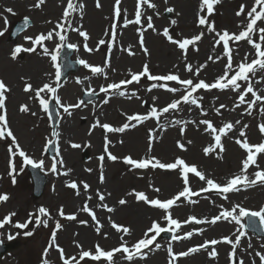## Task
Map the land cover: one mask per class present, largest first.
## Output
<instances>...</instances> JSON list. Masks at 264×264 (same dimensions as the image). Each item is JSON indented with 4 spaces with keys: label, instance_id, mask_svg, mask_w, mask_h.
Masks as SVG:
<instances>
[{
    "label": "rangeland",
    "instance_id": "obj_1",
    "mask_svg": "<svg viewBox=\"0 0 264 264\" xmlns=\"http://www.w3.org/2000/svg\"><path fill=\"white\" fill-rule=\"evenodd\" d=\"M37 0H0V30L4 32L0 35V79L4 80L10 88V92L6 93V111L9 126L13 133L16 135L18 142L22 148L33 158L39 160L44 159L48 163L45 169H48L49 162H52V157L47 156L45 144L48 139H53L51 135L55 129L60 133L58 146L60 147V155L64 160V166L58 165L60 173L67 169H72V172L65 176L57 174L48 177V182L45 184L42 196L32 199L31 180L29 179L28 170L24 169L22 173L16 176V183L13 184L9 172V152L8 146L11 144V139H0V194H8L9 199L7 202L0 203V219H3L11 212L16 215L12 217V222L0 228V240L5 242L9 234L18 236L20 240L18 243L20 247L5 254L0 258V264H42L43 253L48 247L51 240V233L54 230L55 220H59L62 228L57 231L56 242L64 249L65 256H76L80 249L76 247L74 241L79 242L84 250H93L95 244L99 243L105 250H110L119 246L121 243L120 236L123 233H117L112 229L108 217L112 221L123 226L130 227L131 235L125 236L129 244L134 243L143 237V233L149 228L152 222L158 221L161 226H166V222L162 220L165 215L163 210L146 205L143 202H137L133 197L126 196V193L132 189L137 191H145L150 198H159L161 200L169 199L173 195L182 190L183 184L179 174L175 171H167L160 169L148 170H131L128 165L123 162V157L131 155L133 158H142L146 154L155 155L162 162H172L176 156L184 158L189 163H196L199 168L207 175L217 179L218 182L223 183L227 178L237 174L241 168V161L246 157V152L235 143V139L239 137V128L237 126L226 136L222 137V142L226 151L222 153L223 159H218L216 156H205L203 148L214 143L212 136L203 131V126L197 128L196 125L188 124L186 132L183 137L180 134V125H173L172 122L179 119L182 121L210 119L214 125L219 127L224 122L236 120L241 121V125L248 124L249 127L245 130V134L252 144H257L264 141V134H261L258 129L260 123H264V112L260 111L259 105L255 106L252 110V115L244 114L246 105H241L235 108L237 102V94L232 90L226 91H211L207 93L200 90L196 95L203 97L201 101L202 108L207 112L204 116L196 106L181 105V110L163 114L159 121L149 119L142 125H137L136 128L128 129L124 133H106L102 132L99 126L92 128V125L97 119L101 123H110L114 127L122 126L127 122V115L136 113L145 114L147 110L153 105L157 107L165 106L172 99L179 98L183 94V89L180 93H169L165 89L156 88L151 92L148 88L151 82L146 78H142L139 84L133 83L128 85L125 96L111 95L106 97L104 93L99 92L101 86H106L108 83L119 82L121 79H130L129 72H139L145 63L149 64L152 74H167L169 72L178 71L182 79L195 77L185 69V63H191L193 69L200 65L206 64L199 74V79H204L210 82L221 75L224 71L227 62L223 53L222 46L215 45V33H209L206 26L198 24V12L200 0H151L156 4V8H148L147 5H142L141 25H129L123 27V15L116 22L117 27V40L115 46L111 51L106 45H101L98 50L88 52L84 49V40L78 32L69 36V43H76L79 47L73 50L72 58L77 59L83 57L89 63L103 66L106 59L110 61V67L105 69L107 78L103 75H93L92 73H85L83 68L78 71L70 72L69 75L63 80H60L61 87L58 89V94L61 97L62 103L75 104L82 100L83 92L91 88L95 91L94 98L84 101L78 109L72 110V115L68 116L59 110L60 115L57 116L56 127L50 124L49 115L45 113L39 105L38 100L33 97V93L25 92L24 87L26 83H31L34 88L41 87L44 83H52L55 86L54 73L55 68L50 56L42 54V49L37 47L35 52H21L17 54L15 59L12 58L11 53L17 45L23 48H31L33 44L31 41L26 40L25 37L35 38L40 33H47L55 27L63 14L64 8L67 5V0H45V3L39 7H34ZM84 4L83 16L79 12L72 15L73 26L81 27V30H86L89 33L87 41L90 48L95 49L100 39H105L106 42L111 43L110 37L105 35L107 29H110L114 19V0H100L101 7L97 8V0H79ZM197 2L196 15L192 17L186 16L187 7L190 4ZM137 0H122L121 8L127 10V18L134 19ZM241 4L246 6V10H250L254 4V0H222L221 3L214 6V13L210 17V21L214 22L217 31L228 30L230 33H239L242 26L247 23L245 15L237 16L236 12L239 10ZM172 7L173 13L165 11L166 8ZM7 8H12L14 14L6 11ZM159 13L157 15L156 13ZM151 16L153 22V29H148L146 24V17ZM186 16V17H185ZM5 17L8 23L5 24ZM29 19L28 28L23 31L17 38H10L9 31L14 21ZM172 19L177 20L176 25H171ZM259 27H264V23H259ZM167 27L170 35L173 38H190L195 34L204 32L201 41L197 42L196 46H190L187 52V60L182 50L176 45L172 44L166 37L163 36V29ZM138 28H142L145 46L149 49L150 55H145L139 46L140 32ZM70 31V30H69ZM68 31V33H69ZM126 32H130L132 36ZM258 40V34L254 36ZM45 45L50 51L55 49V44L58 43V38L53 41H45ZM131 45L130 54L127 51ZM230 47L233 49V63H239L248 54L249 62L255 58V50L246 41L232 43ZM196 48L199 50L197 51ZM81 56V57H80ZM209 56L213 57L209 61ZM216 56H220V60H215ZM216 61L222 63L223 67L217 70L218 74L208 77L209 70ZM59 62V61H58ZM221 63L219 65H221ZM174 66H176L174 68ZM114 69V71H113ZM259 73L253 78V84L256 87V80L259 79ZM88 77V79H85ZM77 78L82 82L77 83ZM242 85L247 86L245 82ZM263 83V81L261 82ZM170 86H177L171 83ZM135 91L136 97H131V93ZM46 98L50 94H42ZM226 95L228 97H226ZM92 96V95H91ZM158 97V100L153 101L152 97ZM138 97V98H137ZM108 103H103L105 99ZM250 99V97H246ZM57 106L54 100L50 99V103ZM28 105L30 108L29 113H22L19 109L21 105ZM220 104L227 105V109H221L222 115H217L214 109ZM35 112L36 115H31ZM158 125H167L166 128H160ZM154 129L156 139L153 141L152 152L148 153V136L149 130ZM193 132L204 134L205 138L198 140L192 137ZM95 134V135H94ZM111 143L108 145V151L116 155L119 159L111 161L107 158L105 152V136ZM98 136V139L96 138ZM192 140L193 144L188 146L187 151H181L176 144L177 140L186 142ZM120 141H123L121 143ZM72 143L79 144V148L71 147ZM89 158L83 160V148ZM71 152L69 155L68 152ZM235 152L233 158L229 156ZM105 156L103 161V175L104 182H100L101 174V161L99 157ZM70 156V157H68ZM193 156V161L191 160ZM197 157L208 158L220 162L218 167H211L208 164L203 165L197 161ZM229 157V158H228ZM229 159V160H228ZM18 161L16 157L15 162ZM74 163V164H73ZM73 164V165H72ZM258 164H264V154L258 156ZM77 165V167L75 166ZM203 167V168H202ZM17 171L21 168L19 163L16 164ZM87 169H92L88 172ZM46 171V170H45ZM44 173V172H43ZM177 179L176 187H171L170 179ZM69 180L87 182L90 185L88 193H84L82 186L80 187L81 195H75V190L67 186ZM104 185L98 188L97 186ZM152 185V187H150ZM198 185L199 187H196ZM190 186L193 191L204 187V183L199 181L196 177H190ZM153 187H159L161 191L156 193ZM54 189V190H53ZM96 190L106 195L104 203L110 207L115 208L113 213H108L105 209L96 208L99 203L98 197L95 195ZM171 190V191H170ZM243 193L238 192L237 196L232 199L231 193L228 195V201L225 202L215 192L202 193L198 197H192L197 203H189L184 198L177 202L176 206L170 209L173 218L181 221L186 220L189 216H196L202 218L204 213L215 216L218 214L217 210L219 205L223 204L226 208L230 207L238 201L243 206L251 209H258L264 205V188H260V194L255 196V188L252 187L248 190H242ZM111 193L110 196L107 194ZM91 195L92 200L88 201L91 208L100 209L98 219L101 221L103 228L98 234L95 231L96 225L87 219V216L78 212L87 196ZM251 202H246L247 198ZM125 198L128 203L124 206L118 204L119 199ZM246 200V201H245ZM97 201V204L94 203ZM215 201V203H212ZM211 211L202 210L203 206H215ZM40 206L46 207L53 219L49 221L48 227L40 226L35 227V224H29L27 229H19L15 226L16 222L24 223L29 217L30 213H38ZM63 206L65 214L77 213L76 221H68L58 215L59 208ZM136 210V208H140ZM101 209L104 211L102 214ZM156 210L157 212L152 216V219L147 218L148 211ZM145 212L144 222L139 221L141 214ZM154 212V211H152ZM159 212V213H158ZM207 212V213H206ZM217 212V213H216ZM211 216V217H212ZM210 219V218H209ZM80 220L88 221L87 225L79 223ZM225 226L219 227L218 224ZM197 227H204L205 231L202 234H194L189 239H182L180 241L171 240L172 234L168 237L161 238V235L154 243H160L161 248L158 250L150 251L146 259H137L131 264H168L169 256L167 253V246L171 243L174 252L186 251L189 247L199 245L206 239H219L222 236H231L236 229V225L226 221L217 222L216 225H196L189 223L182 225V229L178 230L177 234L193 230ZM33 229H35L33 231ZM87 230L86 232H83ZM108 231H107V230ZM110 230V231H109ZM25 231H33V235L25 236ZM113 231V232H111ZM107 233V237L104 236ZM248 236L242 238L241 246L238 248V255L243 258L244 264H260L259 258L255 256L256 251L264 253V234H256L255 232H248ZM234 238V237H233ZM249 242L252 245L248 249ZM212 246H209L208 251ZM218 252L217 257L211 258L208 251L201 250L198 253L192 254L188 257H182L177 260V264H230L229 252L231 246L226 243H221L215 246ZM50 264H63L60 259V254L55 247L49 249L47 256ZM116 264H130L122 258L121 254H116L114 257ZM81 264H106V262H92L82 261Z\"/></svg>",
    "mask_w": 264,
    "mask_h": 264
},
{
    "label": "snow or ice",
    "instance_id": "obj_2",
    "mask_svg": "<svg viewBox=\"0 0 264 264\" xmlns=\"http://www.w3.org/2000/svg\"><path fill=\"white\" fill-rule=\"evenodd\" d=\"M222 0H200L199 12H198V24L200 26H206L207 31L209 33H215V45L222 46L224 56L226 57V64L224 67V71L221 75L217 76L214 81L206 82L204 79H199V74L203 68L207 65H200L193 69L191 63H185V69L187 72L192 73L195 77V80L192 78L182 79L178 71L169 72L167 74H152L150 71V67L148 63H145L142 67V70L139 72H129L130 79H121L119 82L108 83L106 86H101L99 88V92L104 93L106 97L111 95L118 94L119 96L126 95V88L128 85L133 84L134 82L139 84L142 78H146L148 81H152L148 91L151 92L153 89L161 88L165 89L169 93H180L181 89H183V94L179 96V98L172 99L165 106L157 107L153 105L150 107L145 114H133L127 115L126 120L122 126L114 127L110 123H101L99 119L92 125V128L99 126L104 129L106 133H124L126 130L132 128H136L137 125H142L145 121L149 119H155L156 121L160 120V117L163 114H167L170 112H176L181 110V105H192L200 108L202 114L207 116V112L202 108L201 101L203 97L196 95L200 90L203 91H211L215 90H232L237 94V102L235 103V108H239L241 105H246L244 108V114L252 115V110L255 106L259 105L260 111L264 112V94H261L253 84V78L257 76L259 73V79L256 80V83L264 81V27H259V23H264V0H254V4L250 10H246V6L241 4L239 10L236 12L237 16L245 15L247 23L242 26V30L239 33H230L228 30L217 31L214 22L210 21L211 15L214 13V6L221 3ZM45 3V0H37L34 7L39 8ZM122 0H114V19L113 23L110 26V29H107L105 32L106 36L110 37L111 43L106 42L105 39H100L96 45V48H90L88 46L89 33L86 30H81V27H74L72 15L74 13L79 12V15L83 16L84 4L80 3L79 0H67V5L64 8L61 19L56 22L55 27L45 33L38 34L35 38L33 37H25L26 40L32 42L33 47L31 48H23L20 45H17L13 52L11 53L12 58L15 59L17 54L21 52H35L37 51V47L42 49V54L45 56H50L51 61L53 62V66L55 68L54 79L55 86L52 83H44L41 87L34 88L31 83H26L24 87L25 92H32L33 97L38 100L39 105L42 107L43 111L47 113L52 119L50 109V99L55 101L57 106V115H60L59 110H63V113L71 116L73 109H78L82 105H84L83 100H79L75 104L71 103H62L61 97L58 94V89L61 87L60 80L62 77V65L59 63V57L61 55V51L66 47L67 49L76 50L78 49V45L76 43H69L68 31L78 32V34L83 37L84 44L83 47L88 52H93L94 50H98L101 45H106L111 51L112 47L115 46L117 40V20L120 19L123 15V27H127L129 25H141L142 16L144 13L142 12V5H147L148 8L155 9L156 4L152 3L151 0H137L136 10L134 14V19L127 18V10L124 9L122 13L121 8ZM97 8L101 7L100 0L96 2ZM6 11L10 14H14V10L12 8H7ZM168 13H173L174 9L172 7H168L165 9ZM159 15V13H156ZM29 19L26 17L24 19V26L29 24ZM7 18L5 17V24H7ZM171 25H176L177 20L172 19L170 21ZM146 24L148 29H153L154 25L152 22V17H146ZM21 29H17L19 32ZM138 32H140L139 37V46L144 52L145 55H150L149 49L145 46L144 37H143V29L138 28ZM4 32L0 30V35H3ZM204 32H200L199 34H195L190 38H173L169 33V29L165 27L163 29V36L166 37L172 44L176 45L180 50L183 51L185 60H187V52L190 46L195 47L197 42L201 41ZM258 34V40L254 39V36ZM55 38H58V43L55 44V49L50 51L49 48L45 45V41H53ZM246 41L252 48L255 50V58L251 59L249 62L248 54L246 53L244 58L237 64L233 63V49L230 47V42L233 44L236 42ZM198 51L199 49L196 48ZM127 51L130 54H134L131 52V45H129ZM220 56H216L215 60H220ZM213 57L209 56V61H212ZM78 64L82 65L84 68L89 69L93 75H103L107 78V73L105 69L110 67L109 59H106L103 66L93 65L84 59H79L77 61ZM176 66H174L175 68ZM114 71V69H113ZM88 79V77H85ZM82 81L77 78V83H81ZM167 82H175L177 86L170 87ZM246 83V87L242 88V83ZM10 92V88L7 86L4 80L0 79V139H11V144L8 146L9 152V172L12 183H16V176L19 173L24 171V167L31 166L33 169H39L41 171H47L52 174H63L68 176L72 169H67L63 173L59 172L58 165L61 167L64 166V160L60 155V149L58 146V139L60 133L57 130H53L51 135L57 137V141H53L52 139H48L45 144V150L48 149L49 146H52L55 150V155L52 157L51 167L45 169V161L43 158L37 160L29 155L18 142L16 135L13 133L12 129L9 126V121L7 119V111H6V93ZM42 94H50L49 98H46L45 95ZM86 94L88 95H96L95 91L91 88L86 90ZM251 94V99H246V97ZM137 93L133 91L131 93V97H136ZM138 98V97H137ZM153 101L158 100V97L153 96ZM103 103H108V99L106 98ZM228 106L224 104H220L218 107L214 109L217 115H222L221 109H227ZM22 113H29L30 108L28 105H21L19 109ZM31 115L35 116V112H31ZM173 125H180V134L181 137L184 136L186 132V128L188 124L196 125L197 128L203 126V131L205 133H209L214 143L204 147L203 153L205 156L215 155L218 159H223L222 153L226 151V148L222 142V137L226 136L237 126H241L239 128V137L235 139V143L240 146L246 152V157L241 161V168L237 174L232 175L227 178L225 182L220 183L217 179L210 177L205 173V171L201 170L196 163H189L184 158L180 156H176L172 162H162L155 155L146 154L142 158H133L131 155H127L123 157V162L130 167L131 170H148V169H160L167 171H175L179 174L183 188L177 194L173 195L169 199L161 200L159 198H150L149 195L146 194L145 191H137L136 189H132L131 191L126 193V196L133 197L137 202H143L146 205L152 206L154 208L163 210L165 215L162 217V220L166 222V226H161V223L158 221H153L151 226L147 228V230L143 233V237L134 243L129 244L128 240L125 239V236L131 235L130 227L123 226L121 224L116 223L111 220V217H108L109 223L117 233H123L120 236L121 243L119 246L114 247L110 250H105L99 243L95 244L93 250H84L82 245L79 242L74 241L76 247L80 249L78 253V257L76 256H65L64 249L59 246L56 242L57 231L62 228V225L59 220H55L54 230L51 233V240L48 247L45 248L42 259V264H50L47 259L49 249L55 247L59 251L60 259L63 264H81L82 261H92V262H101L104 261L106 264H116L114 259L116 254H121L122 258L128 262H134L137 259H146L150 251L158 250L161 248L160 243H154L157 241V238L165 232L171 233V240L180 241L182 239H189L193 237L194 234H202L205 231L204 227H197L191 231L183 233V235L177 234L178 230L182 229V225H186L189 223H194L196 225H216L217 222L226 221L229 223L235 224L237 227L235 232L229 236L225 235L219 239H206L203 243L189 247L186 251L174 252L171 243L167 246V253L169 256L168 264H177V260L182 257H188L192 254L198 253L201 250L208 251L209 246L211 250L208 251V255L211 258H215L218 255L216 245L221 243H226L231 246V251L229 252V260L230 264H244V260L242 257L238 255V248L241 246L242 238L248 236L247 229H253L254 231H264V205L260 206L258 209H251L248 207H244L241 203L231 204L230 207H225L223 204L219 205V212L217 215L212 216L210 219L208 217L197 218L196 216H189L186 220L181 221L177 218H173V215L170 209L173 206L177 205V202L181 201V198H184L189 203L195 204L196 200H193L192 197H198L202 193H212L215 192L217 196L222 197L224 200H228V194L230 193H238L242 190H248L252 187L259 185L264 186V169L260 167L258 164V156L260 154H264V141L252 144L249 142L245 130L249 127L248 124L241 125L240 120H236L235 122L228 121L224 122L222 126H215L213 121L210 119H202L199 121H182L175 120L172 122ZM167 125H158L160 128H166ZM259 132L264 134V123H260L258 125ZM156 139V133L154 129L149 130V144H148V153L152 152L153 141ZM123 143V141H120ZM111 141L108 139V136H105V152L107 154V158L111 161H116L119 158L108 151V145ZM177 147L181 151H187L188 146L193 144L192 140H187L186 142H182L181 140L176 141ZM71 147L79 148L80 145L76 143H72ZM20 157L22 159V166L17 171L15 159L16 157ZM105 159L104 155L99 157L101 161V174H100V182H104L103 175V161ZM251 167H255L257 170L249 175V169ZM88 172H91L92 169H87ZM190 174H193L194 177L198 178L199 181L204 183V187L199 188L197 191H193L190 186ZM67 186L73 190H75V195L80 196L81 191L80 187L82 186L84 193H88L90 189V185L87 182L80 181L79 186L77 181L69 180L67 182ZM152 187V185H150ZM54 190V189H53ZM153 191L159 193L161 189L159 187H153ZM95 195L98 197L99 203L95 206L96 208L105 209L108 213H113L115 208L110 207L107 203H104L106 199V195L101 193L99 190H96ZM108 196L111 193L107 194ZM8 194H0V203L7 202L9 199ZM92 196L88 195L85 200L83 206L78 209V212H82L88 214L91 220L96 225L95 231L99 234L103 228L101 221L97 218L96 212L93 208H90L88 205V201L92 200ZM128 203V200L125 198H121L118 201V204L124 206ZM215 203V201H212ZM16 215L15 212L9 213L3 219H0V228L4 227L6 224L12 222V217ZM58 215L61 218H64L68 221H76L77 213L73 214H65L63 206H61L58 210ZM53 217L50 214L49 210L40 206L38 208V213H30L28 219L24 223L16 222L15 226L19 229H27L29 224L34 223L36 227H40L41 225L44 227H48L49 221L52 220ZM258 221V225H257ZM80 224L87 225L88 221L80 220ZM35 229H33L34 231ZM33 231H25V236L33 235ZM107 233H104V236L107 237ZM234 237V238H233ZM14 237L9 234L8 239L11 240ZM252 245L249 242L248 249H251ZM255 256L259 258L260 264H264V253L260 251L255 252Z\"/></svg>",
    "mask_w": 264,
    "mask_h": 264
},
{
    "label": "bare ground",
    "instance_id": "obj_3",
    "mask_svg": "<svg viewBox=\"0 0 264 264\" xmlns=\"http://www.w3.org/2000/svg\"><path fill=\"white\" fill-rule=\"evenodd\" d=\"M187 9V15L186 16H188V17H192V16H194V15H196V12H197V2L195 3V4H191V2H190V4L188 5V7L186 8ZM185 16V17H186ZM75 32H71L70 33V35L71 34H74ZM128 35H130V36H132V34L130 33V32H126ZM221 62H219V61H216L214 64H212V66H211V68H210V70H209V74L207 75L208 77H211V76H214V75H217L218 74V72H217V70L218 69H220L221 67H223V65H222V63H221V65H219ZM84 72L85 73H89L85 68H84ZM220 75V74H219ZM218 75V76H219ZM215 79V78H214ZM213 79V80H214ZM211 82V81H210ZM256 88L258 89V91L261 93V94H264V81H263V83L262 84H257L256 83ZM226 97H228L227 95H226ZM95 135V134H94ZM192 137H194L195 139H198V140H201V139H203V138H205V135L204 134H200V133H198V132H193L192 133ZM96 138L98 139V136H96ZM68 154L70 155L71 154V152L69 151L68 152ZM234 155H235V152L232 154V155H230L229 157L230 158H233L234 157ZM68 157H70V156H68ZM228 157V158H229ZM191 160L193 161V156H192V158H191ZM229 160V159H228ZM197 161L199 162V163H201V164H203V165H205L206 166V164H208L209 166H211V167H213V168H215V167H218L219 165H220V162H218V160L217 161H215V160H209L208 158H200V157H197ZM74 164V163H73ZM72 164V165H73ZM76 167H77V165H75ZM262 169H264V164H262L261 166H260ZM203 168V167H202ZM253 170H254V167H251L250 169H249V173H252L253 172ZM250 176H252L251 174H249ZM224 181H226V180H224ZM170 184H171V187L170 188H172V187H176V185L178 184L177 183V179H170ZM98 188H101V187H104V185H102V186H100V185H98L97 186ZM262 187L264 188V186H262V185H257V187H255V196L257 197L259 194H260V188L262 189ZM171 191V190H170ZM235 196H237L236 195V193H234V194H232V199H230V200H233L234 199V197ZM250 199V197H248L247 198V201L246 202H251V200H249ZM241 199H238V201H240ZM238 201L236 202V203H238ZM97 204V201L94 203V205H96ZM218 204H215V206H212L211 208H210V206H203V207H201V209L202 210H207V211H211L212 209H215L216 208V206H217ZM140 209H142V207H140V208H136V210L138 211V210H140ZM98 210V209H97ZM219 210L220 209H218L217 210V212H219ZM94 211L96 212V214H97V212H99L100 211V209L98 210V211H96L95 209H94ZM101 211H102V214L104 213L103 212V210L101 209ZM152 211H154V212H152ZM157 211L156 210H151V211H148V214H147V218H150V219H152V216L156 213ZM216 212V213H217ZM159 213V212H158ZM207 213V212H206ZM204 216L202 217V218H204V217H208V218H211V213L210 214H208V215H206L205 213L203 214ZM100 218L102 217V216H99ZM145 212H143L142 214H141V216L139 217V221L140 222H144V220H145ZM217 226H219V227H223V226H225L224 224H222V223H220V224H218ZM88 230V229H87ZM87 230H84L83 229V232H86V234L88 233L87 232ZM107 230V229H106ZM108 231V230H107ZM110 231V230H109ZM111 232H113V231H111Z\"/></svg>",
    "mask_w": 264,
    "mask_h": 264
}]
</instances>
